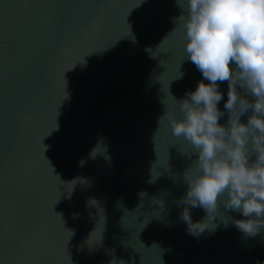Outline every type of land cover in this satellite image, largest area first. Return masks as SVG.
<instances>
[{
    "label": "water",
    "instance_id": "1",
    "mask_svg": "<svg viewBox=\"0 0 264 264\" xmlns=\"http://www.w3.org/2000/svg\"><path fill=\"white\" fill-rule=\"evenodd\" d=\"M178 4L0 0V264H264L240 212L181 219L206 212L178 203L198 157L168 117L204 79Z\"/></svg>",
    "mask_w": 264,
    "mask_h": 264
},
{
    "label": "clouds",
    "instance_id": "2",
    "mask_svg": "<svg viewBox=\"0 0 264 264\" xmlns=\"http://www.w3.org/2000/svg\"><path fill=\"white\" fill-rule=\"evenodd\" d=\"M181 8L187 59L204 79L177 101L183 118L168 117L172 135L183 137L198 157L193 163L197 174L186 175L191 167L185 171L188 188L178 203L206 212L202 221L194 222L185 207L181 219L198 236L223 203L245 217L233 220L235 227L254 237L264 228V0H186ZM225 81L228 120L220 124L225 113L217 106L223 99L218 82ZM249 111L246 123L241 122Z\"/></svg>",
    "mask_w": 264,
    "mask_h": 264
}]
</instances>
